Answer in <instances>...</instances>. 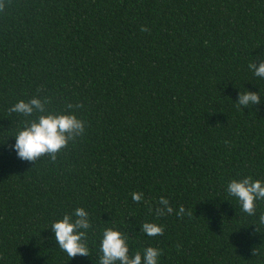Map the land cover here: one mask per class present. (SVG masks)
I'll list each match as a JSON object with an SVG mask.
<instances>
[{
	"label": "trees",
	"instance_id": "trees-1",
	"mask_svg": "<svg viewBox=\"0 0 264 264\" xmlns=\"http://www.w3.org/2000/svg\"><path fill=\"white\" fill-rule=\"evenodd\" d=\"M0 5V264H100L109 227L131 255L162 250L158 264H264V200L250 216L227 192L232 179L264 181V78L248 67L264 59V0ZM248 90L261 103L238 107ZM34 96L85 121L55 161L12 148L34 117L9 109ZM161 196L174 211L157 217ZM78 207L90 255L70 258L50 228Z\"/></svg>",
	"mask_w": 264,
	"mask_h": 264
},
{
	"label": "clouds",
	"instance_id": "clouds-1",
	"mask_svg": "<svg viewBox=\"0 0 264 264\" xmlns=\"http://www.w3.org/2000/svg\"><path fill=\"white\" fill-rule=\"evenodd\" d=\"M0 5V9H2ZM141 31H149L146 26L141 27ZM249 69L255 76L264 78V59L259 65L255 62L249 63ZM238 107L259 105L261 96L258 92L246 91L238 96ZM51 98L48 96H34L29 100L23 99L15 103L10 109V113H17L24 117H34L24 121V126L15 136V144L12 148L16 151L19 159L23 161L36 162L41 157L48 156L51 161L57 159V154L67 148L70 141H75L82 136L85 131V121L80 119L73 108V104H68L63 112L49 111L48 105ZM77 107H83L77 104ZM229 195L238 199L242 210L250 216L256 214L257 201L264 200V181L245 176L241 179H232L227 185ZM132 199L140 202L144 199L142 192L132 193ZM151 212L152 209L149 208ZM174 209L166 197L161 196L157 201L155 215L161 217L173 213ZM177 216L185 215L183 205L179 207ZM191 216L192 212L188 211ZM259 224L264 225V213L259 216ZM258 226V225H257ZM91 228L89 213L82 207H78L72 214H65L61 219L54 221L51 230L55 234V241L59 248L68 257L74 258L77 255L89 256L87 246V230ZM258 229V227H257ZM141 230L149 236L162 235L164 227L155 222H144ZM258 231V230H257ZM128 237L122 231L109 227L103 231L100 244V264H158L161 254L156 247H147L143 253L137 251L130 254ZM253 256L259 254V249L252 250Z\"/></svg>",
	"mask_w": 264,
	"mask_h": 264
}]
</instances>
